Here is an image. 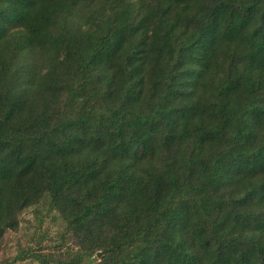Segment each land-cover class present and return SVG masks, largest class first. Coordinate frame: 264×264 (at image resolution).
<instances>
[{"label":"trees","instance_id":"trees-1","mask_svg":"<svg viewBox=\"0 0 264 264\" xmlns=\"http://www.w3.org/2000/svg\"><path fill=\"white\" fill-rule=\"evenodd\" d=\"M24 263L264 264V0H0Z\"/></svg>","mask_w":264,"mask_h":264},{"label":"rangeland","instance_id":"rangeland-1","mask_svg":"<svg viewBox=\"0 0 264 264\" xmlns=\"http://www.w3.org/2000/svg\"><path fill=\"white\" fill-rule=\"evenodd\" d=\"M13 247H14V241H11V243L9 242V246H6L4 249V254H10L13 251ZM24 264H32V263H24Z\"/></svg>","mask_w":264,"mask_h":264},{"label":"water","instance_id":"water-1","mask_svg":"<svg viewBox=\"0 0 264 264\" xmlns=\"http://www.w3.org/2000/svg\"><path fill=\"white\" fill-rule=\"evenodd\" d=\"M100 254V253H99Z\"/></svg>","mask_w":264,"mask_h":264}]
</instances>
